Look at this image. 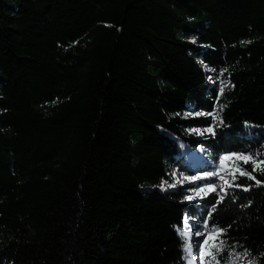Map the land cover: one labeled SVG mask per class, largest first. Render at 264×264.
Returning <instances> with one entry per match:
<instances>
[{"label": "trees", "instance_id": "1", "mask_svg": "<svg viewBox=\"0 0 264 264\" xmlns=\"http://www.w3.org/2000/svg\"><path fill=\"white\" fill-rule=\"evenodd\" d=\"M226 152L264 157V0H0V264H190L188 215L264 264V170L161 187Z\"/></svg>", "mask_w": 264, "mask_h": 264}, {"label": "rangeland", "instance_id": "2", "mask_svg": "<svg viewBox=\"0 0 264 264\" xmlns=\"http://www.w3.org/2000/svg\"><path fill=\"white\" fill-rule=\"evenodd\" d=\"M212 127V126H210ZM209 128V127H208ZM207 128H191V130H196L197 132H202L203 130L206 131ZM203 151V150H202ZM204 154V153H203ZM231 154L239 155H249L255 157L257 160H264V157H259L255 155H250L248 153L243 152H226L222 154L221 157L230 156ZM205 155V154H204ZM221 157L218 162H212V168L210 170L206 168H202L197 166L194 170H179L177 168L173 169V180L170 182H166L165 185H175V186H183L184 187V197L187 200H199L203 196L204 193H201L199 196L196 193L199 191L200 188H207L209 185H215L217 188V192L220 195H224L226 189V185L224 181L220 179V176H224L229 182L232 180L231 172H234L235 166L239 164L240 160H237L233 157L231 160H225L223 165L221 164ZM243 162V161H242ZM219 172V176H211L205 177V173H213ZM186 177H198V179H185ZM209 193V192H208ZM192 197V199H188V197ZM186 223L187 225L183 229V232L190 233V242L192 244V251L189 253V261L190 264H201L203 261L204 256L202 254L206 247L203 244V241L206 239L207 234L211 231L208 227L205 228V222L203 223V227H199L201 221L199 219H192L190 215L186 216ZM188 239V238H187ZM189 242V240H188ZM212 241H209V245H211Z\"/></svg>", "mask_w": 264, "mask_h": 264}, {"label": "snow or ice", "instance_id": "3", "mask_svg": "<svg viewBox=\"0 0 264 264\" xmlns=\"http://www.w3.org/2000/svg\"><path fill=\"white\" fill-rule=\"evenodd\" d=\"M224 91V87L220 88V92L221 94H223ZM197 115H210L213 117L214 120L219 121L220 123H223L222 119L220 118V113L219 111L217 112H213V113H197ZM206 131L208 133H214V127H209L206 129ZM233 157H235L237 160L243 161L245 163L248 162H252L253 163V171H255L257 168H261L262 170H264V160H257L255 157L253 156H249V155H239L237 156V154H231L230 156H225V157H221V164L223 165V162L225 160H231ZM237 172L239 175H243V176H247L249 179L255 180L256 183L259 185L261 184V181L256 180V177L253 176L251 173L246 172L242 169H237L235 172H231V176H232V180L235 181L236 179V175ZM211 176H219V172H213V173H205V177H211ZM185 179H198V177H191L188 178L186 177ZM220 179L224 181V184L227 187H232V186H238V185H234L233 183H230L227 179H225L224 176H220ZM164 184H166V182L162 183L161 187H164ZM169 187H174L175 185H168ZM246 191L248 190L247 188L245 189ZM217 188L215 185H209L207 188H200L199 191L196 193L197 196H199L201 193H204L205 195L208 194V192H216ZM223 191L226 192V189H224ZM188 199H192V197H188ZM224 199V195H220L219 196V201H222ZM218 201V202H219ZM213 212H215V207H213L212 209ZM205 228H207V224H205ZM223 229H218V228H212L211 231L207 234L206 239L203 241V244L205 246H208L205 248L202 257L206 256V257H210V261L209 264H219V262L216 260V252L222 251L223 250V245H224V241L223 240H219L218 237L222 236L224 234ZM183 235L188 238L189 242L186 243L185 245V250L188 253H191L192 251V244L190 242V233L185 232L183 233ZM209 241H212L211 245H209ZM248 264H253V262L251 260L248 261Z\"/></svg>", "mask_w": 264, "mask_h": 264}]
</instances>
